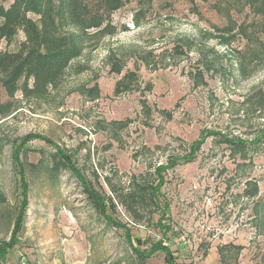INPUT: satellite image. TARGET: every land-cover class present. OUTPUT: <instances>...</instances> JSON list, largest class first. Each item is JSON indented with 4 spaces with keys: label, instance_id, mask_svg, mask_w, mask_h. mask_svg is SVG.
<instances>
[{
    "label": "rangeland",
    "instance_id": "374dc122",
    "mask_svg": "<svg viewBox=\"0 0 264 264\" xmlns=\"http://www.w3.org/2000/svg\"><path fill=\"white\" fill-rule=\"evenodd\" d=\"M71 32L80 54L46 99L9 93L0 79V240L15 241L0 264H167L163 251L144 261L133 252L77 175L56 168V147L89 187L115 197L109 181L129 187L186 153L203 129L255 141L264 129V0H122L110 22L61 35ZM24 39L20 31L0 47L15 51ZM128 71L137 87L116 93ZM262 141L241 154L208 136L194 161L166 170L167 232L159 212L150 223H133L120 204L107 213L129 223L134 246L167 238L177 264H264ZM249 182L257 195L246 193Z\"/></svg>",
    "mask_w": 264,
    "mask_h": 264
},
{
    "label": "trees",
    "instance_id": "16d2710c",
    "mask_svg": "<svg viewBox=\"0 0 264 264\" xmlns=\"http://www.w3.org/2000/svg\"><path fill=\"white\" fill-rule=\"evenodd\" d=\"M121 3L122 0H61L58 7L54 0H14L9 7L0 3V40H5L7 45H11L20 31L25 34V39L20 42L17 50L11 51L0 47V79L4 87L9 93H15L21 88L25 99H46L52 90L63 83L70 62L80 54L81 50L79 34L71 32L69 35H61L62 30L70 25L87 28L108 23L111 21L112 13ZM31 13L37 14L39 19L31 17ZM121 70L122 64L114 59L112 71L120 73ZM137 77L136 71H128L116 83L115 92L136 88ZM22 78L24 82L21 86ZM97 90V87H94L93 92L97 94ZM144 108L150 111L147 106ZM208 136H213L217 144H226L232 153L246 154L251 147L262 140V143L264 142V129L256 136L255 141L230 136L219 130L203 129L200 137L190 144L186 153L169 157L166 163L156 165L149 175L143 174L141 178H133L129 181V187H119L109 181L110 191L115 197L103 196L89 187L83 174L74 166L72 156L58 146L56 148L61 154L55 153L53 160L59 163L57 169L69 168L77 175L86 187L88 200L108 223L127 230V240L133 252L141 260H147L158 251H163L167 264H177V257L167 238L159 239L144 249L134 246L129 223H121L112 218L107 213V208L116 209L120 204L131 215L133 223H150L154 213L159 212L161 215L158 224L167 232L170 227L162 223L169 208V203L161 199V188L166 182L164 172L180 163L194 161ZM47 141L52 142L48 139ZM249 184H254L253 191L248 189L246 193L250 196L257 195V183L249 182ZM19 227L18 223L14 233L18 232ZM14 243L15 241L7 243L0 240V253ZM242 247L237 246L238 249ZM224 248L226 246L221 247L219 251L221 259H225Z\"/></svg>",
    "mask_w": 264,
    "mask_h": 264
}]
</instances>
